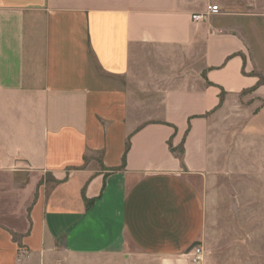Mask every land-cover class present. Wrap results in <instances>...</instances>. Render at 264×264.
I'll return each mask as SVG.
<instances>
[{
  "label": "crops",
  "instance_id": "obj_1",
  "mask_svg": "<svg viewBox=\"0 0 264 264\" xmlns=\"http://www.w3.org/2000/svg\"><path fill=\"white\" fill-rule=\"evenodd\" d=\"M150 62L160 100L129 86ZM245 97L264 135V0H0V264H192L212 117Z\"/></svg>",
  "mask_w": 264,
  "mask_h": 264
},
{
  "label": "rangeland",
  "instance_id": "obj_2",
  "mask_svg": "<svg viewBox=\"0 0 264 264\" xmlns=\"http://www.w3.org/2000/svg\"><path fill=\"white\" fill-rule=\"evenodd\" d=\"M150 64L130 77L129 86L140 98L160 100L170 85L165 84V71ZM252 100H234L212 117L211 171L197 184L205 205V223L196 242L203 249L201 264H264V135L245 128L247 112L261 103ZM50 256L52 262L44 264H104L102 257L73 256L62 248ZM19 264L40 263L30 259Z\"/></svg>",
  "mask_w": 264,
  "mask_h": 264
},
{
  "label": "built area",
  "instance_id": "obj_3",
  "mask_svg": "<svg viewBox=\"0 0 264 264\" xmlns=\"http://www.w3.org/2000/svg\"><path fill=\"white\" fill-rule=\"evenodd\" d=\"M221 11V8L217 4H209L206 8V12L203 14H194L192 18L194 20L201 19L211 14H218ZM190 261L192 264H201L203 258V249L199 245H194L191 248Z\"/></svg>",
  "mask_w": 264,
  "mask_h": 264
},
{
  "label": "trees",
  "instance_id": "obj_4",
  "mask_svg": "<svg viewBox=\"0 0 264 264\" xmlns=\"http://www.w3.org/2000/svg\"><path fill=\"white\" fill-rule=\"evenodd\" d=\"M88 205H90V202L88 203ZM194 245H196V243H194V244L192 245V247H193Z\"/></svg>",
  "mask_w": 264,
  "mask_h": 264
}]
</instances>
